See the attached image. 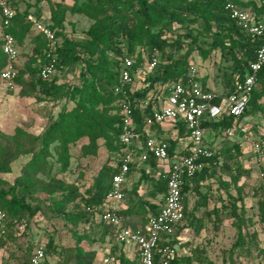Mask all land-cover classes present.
<instances>
[{"label":"trees","instance_id":"trees-1","mask_svg":"<svg viewBox=\"0 0 264 264\" xmlns=\"http://www.w3.org/2000/svg\"><path fill=\"white\" fill-rule=\"evenodd\" d=\"M231 1L242 9L247 8L257 20L264 22L263 1ZM17 2L18 0L12 2L15 15L10 25L3 27L0 19V70L6 62L2 52L1 35L8 33L13 36L18 47L29 32L33 31L32 23L27 20V16L32 14L26 8L22 11L18 10ZM37 2L40 0H36L35 4ZM226 2L227 0H82L77 3L73 0L72 4L66 7L61 0L52 4L45 25L53 32L55 38L56 49L53 55L56 59V74L48 80L40 77L39 71L47 61L44 54L46 39L41 35H35V40L43 44L42 59L38 68L29 72L26 80H23L16 64L17 76L14 79V87L37 92L51 101L66 99L72 102L73 106L70 109L62 108L42 134L32 136L21 129H16L11 137L12 148L0 147L2 174L11 172L10 162L19 156H31L14 183L8 186L7 190L0 189V210L8 218L7 224L0 228V240L5 232L17 234L12 229V220H24L26 228L27 221L37 212L43 211L39 206L32 207L27 201L28 198H32L34 192H41L47 198L58 193L59 198L51 203L48 210L74 227L87 226L81 235L75 236L74 249L70 257L71 264L94 263L96 252L90 248L80 247L83 241H86L89 247L99 243L100 251L110 257L114 264H135V259L130 256L129 250L112 236L114 227L102 221L100 217L105 193L110 187L112 176L118 170L117 159L123 150L119 142L120 117L117 109L119 97L113 92L117 84L119 58L122 50L128 56L135 57L138 62H141L151 50L155 49L158 52L156 68L141 79L145 86L130 95L137 104L134 108V119L138 131L142 130L143 119L150 115L152 104L156 102L153 97L146 103L148 94L155 95L157 86L184 78L190 66L191 54L194 52L201 61H209L214 53H219L230 61L228 70L222 71L220 75L222 92L218 94L216 100L219 102L221 98L230 95L235 85L242 80L249 63L254 60L259 45L258 39L243 31L229 16L225 9ZM66 12L82 15L91 21L82 39L76 40L64 34ZM173 25L183 26L186 29L183 33L175 34L171 32ZM76 66L80 67L79 85L69 86L63 83L64 77ZM201 84L203 88L210 90L203 78ZM263 102L264 64L257 73L256 89L240 117L222 115L205 120L201 126L205 132L227 135V131L232 130L234 134L239 135L241 133L238 126L241 125V121L247 115L261 111ZM139 103L144 106L138 107ZM176 128L177 138L166 139L169 143V154H172L176 143L187 137L181 122ZM152 129L155 130L156 136L160 133L159 129ZM81 137L101 140L109 153L108 159L92 178L91 184L86 187L83 183L69 184L55 175H50V170L46 168L48 147L57 142L60 173H64L68 167L66 156L69 146ZM209 148L213 151V156L205 160L202 168L191 178L185 179L182 185L183 222L177 227L174 235L165 240L166 245L174 251L169 264H198L204 261L203 247L198 245L194 247L188 240L180 242V238L184 232L192 231L198 236L203 230L202 220L195 215L198 208H202L208 217L214 216L213 223L217 221L218 207L215 201L210 206L212 196L204 191L206 182L217 172L226 173L229 177V181L218 179L217 183L218 188L224 189L228 198L225 202L221 197L218 198L221 202L220 208L227 211L236 229L237 236L232 249L247 250L250 241L255 237L246 239L245 235H242V228L246 223L242 197L235 184L240 177L248 176L252 170L258 169L261 165L254 163L245 167L237 161V156L242 150L240 140H232V143H227L217 150ZM144 164L143 167H131L124 188L123 204L118 211L122 225L133 230L142 228L147 217L159 211L165 193V180L155 175L157 161L151 157ZM260 168L264 174V165ZM134 173L138 174L136 180L132 178ZM39 174L48 178L49 184L39 180L37 177ZM0 184L3 182L0 181ZM231 191L235 193L232 194ZM188 194L196 197L191 209L188 208ZM256 194L260 197L257 201L259 221L264 223V183ZM55 244L49 238L43 245L45 254L43 264L49 263L48 255L62 253ZM175 245L187 248L188 253L178 254L175 252ZM263 249L264 247L259 250L261 258L258 264H264ZM27 259L21 260L20 264H25ZM157 259L156 253L155 261Z\"/></svg>","mask_w":264,"mask_h":264},{"label":"built area","instance_id":"built-area-1","mask_svg":"<svg viewBox=\"0 0 264 264\" xmlns=\"http://www.w3.org/2000/svg\"><path fill=\"white\" fill-rule=\"evenodd\" d=\"M264 2V0H261ZM13 0H0V19L3 27H8L14 18ZM225 9L236 24L247 34L258 39L259 45L254 60L248 65V70L239 81L233 92L217 102L218 94L203 88L201 76L194 65H190L184 78L156 87L155 95L148 94L146 103L153 97L150 115L143 119L142 130H137L134 119V108L137 106L131 97L136 90L145 85L141 79L156 68L158 52L153 49L144 56L141 62L135 57L128 56L122 50L119 58L118 78L113 92L118 95L117 109L120 117L119 142L123 146L122 153L117 159V172L112 176L110 187L105 193L101 220L114 227L112 236L129 250L135 264H169L173 257V249L166 245L165 240L174 235L177 227L183 222L184 205L182 185L185 179L191 178L198 172L203 162L213 156V151L205 144V130L201 126L205 120L215 119L222 115L240 117L247 102L257 86V73L264 64V22L257 20L253 14L227 0ZM27 20L33 29L46 39L44 54L46 63L39 71L42 79L48 80L56 74V59L53 52L56 49L53 32L42 22L32 16ZM2 52L6 62L0 70V81L5 88H14L17 76L16 64L18 49L15 39L8 33H3ZM144 105L139 103L138 107ZM184 126L187 137L176 143L172 154H169V143L166 139L177 138L178 123ZM167 123V128L162 124ZM254 157V163L264 165V133L253 134L250 128L238 126ZM156 128L160 133L156 136ZM145 134V137H144ZM233 136L234 131H227ZM157 161L156 176L165 180V193L156 214L149 215L142 228L131 229L122 225L118 211L123 204L124 188L131 167H143L149 158ZM148 171V170H147ZM7 215L0 210V228L7 224ZM12 229L22 234L26 222L12 220ZM165 243V245H164ZM158 259L155 261V254ZM99 264H114L113 260L103 251L99 252ZM45 259L44 247L36 245L31 251L25 264H43Z\"/></svg>","mask_w":264,"mask_h":264},{"label":"rangeland","instance_id":"rangeland-1","mask_svg":"<svg viewBox=\"0 0 264 264\" xmlns=\"http://www.w3.org/2000/svg\"><path fill=\"white\" fill-rule=\"evenodd\" d=\"M36 0H18L17 9L22 11L28 9L33 17L39 19L43 24L46 23L50 7L53 3L61 0H40L35 4ZM77 3L82 0H75ZM245 1V0H244ZM73 0H62L63 5L69 7ZM38 10V12H35ZM249 11L247 8L245 9ZM91 21L78 14H70L66 12L64 21V34L80 40L84 37V32L87 30ZM185 27L173 25L171 32L180 34L185 31ZM43 44L41 41H36L34 32L31 31L25 37L22 44L19 45L17 68L22 73L23 80L28 79V74L34 71L39 66V61L42 59L41 50ZM227 57L221 56L219 53H214L209 61H201L194 53L191 54L190 65H194L201 78L206 80L210 91L220 94L222 92L221 72L228 70L230 61ZM79 66L71 69L66 77L62 80L69 86L79 85ZM73 103L66 100H50L37 92L23 90L20 87L12 89L5 88L0 82V147L9 146L11 149V137L16 129H21L25 133L38 136L44 132L47 126L56 118L62 108L70 109ZM167 123H163L162 127L166 128ZM241 127L250 128L253 134L259 132L264 133V102L262 110L253 114L247 115L241 121ZM241 134L228 136L223 133L205 132L204 142L214 150L222 148L227 143H232V140H240ZM57 142L48 147L46 154L47 169L50 170V175H55L59 179H63L69 184L80 182L86 187L91 184L92 178L98 173L103 163L108 159L109 153L101 140H92L88 137H81L75 143L69 146L67 152L68 167L64 173H60V163L58 158ZM241 154L237 156V161L245 167L254 164V157L250 150L248 141L241 140ZM86 147V151L84 148ZM30 155H21L17 159L10 162L11 172L8 174L0 173V189L7 190L8 186L14 183V180L22 173V167L30 160ZM262 166V165H261ZM260 166V167H261ZM252 170L248 176H242L235 184L242 197L243 216L246 225L242 228V235L246 239L253 238L250 241V247L246 250L232 249L236 240V229L232 225V219L227 211L220 208L221 202L227 201V195L224 189L218 188L217 180L229 181L226 173L217 172V174L208 180L204 187V191L211 194L212 202L215 201L218 207L217 221L214 223V216L208 217L202 208L195 211L204 225L203 230L198 236H195L192 231L184 232L180 238V242L188 240L192 246H200L205 250L204 261L198 264H258L261 258L259 250L264 247V223L259 221L257 201L260 197L256 192L264 183V174L261 168ZM41 174V173H40ZM38 175L39 180H43L49 184V179L43 175ZM138 177L137 173L133 174V180ZM130 183V181L128 182ZM129 185V184H128ZM144 190V189H143ZM143 190H141L143 192ZM141 192V193H142ZM232 194L235 191H231ZM18 196L20 194L17 193ZM59 198V194L52 197H44L41 192H34L32 198L27 201L32 207L39 206L43 211L37 212L34 217L30 218L25 231L18 235L14 232L4 234L0 240V253L4 251V258L1 264H20L21 260L27 259L30 252L36 245H44L50 238L56 244L55 246L62 253L56 255H48V264H71V254L74 249L75 236L81 235L87 226L74 227L65 223L62 219L55 216L54 213L48 210L51 203ZM196 197L192 194L187 195L188 208H192ZM80 247L84 249H92L96 252L93 264H99L100 261V245L93 244L91 247L86 241L80 243ZM175 252L178 254L187 252V248H181L175 245ZM264 250V249H263ZM19 257L17 259V257Z\"/></svg>","mask_w":264,"mask_h":264},{"label":"crops","instance_id":"crops-1","mask_svg":"<svg viewBox=\"0 0 264 264\" xmlns=\"http://www.w3.org/2000/svg\"><path fill=\"white\" fill-rule=\"evenodd\" d=\"M33 32H34V36H35V35H40V34H38L34 29H33ZM41 36H42V35H41ZM17 49H19V46L17 47ZM17 58H18V57H17ZM39 63H40V61H39ZM0 82H1V81H0ZM166 128H167V127H166ZM4 254H5V253H4V251L2 250L1 253H0V264H1L2 261H3V258H4L3 256H4Z\"/></svg>","mask_w":264,"mask_h":264}]
</instances>
